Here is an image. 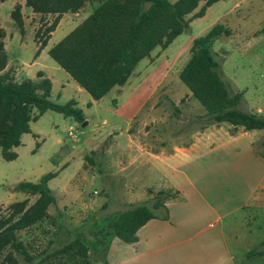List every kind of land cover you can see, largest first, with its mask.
Masks as SVG:
<instances>
[{
  "label": "rangeland",
  "instance_id": "obj_1",
  "mask_svg": "<svg viewBox=\"0 0 264 264\" xmlns=\"http://www.w3.org/2000/svg\"><path fill=\"white\" fill-rule=\"evenodd\" d=\"M110 1L89 0L78 13L58 17L35 14L26 6V0H0V26L5 35L0 41L13 65L4 73H10L17 82L38 81L40 70L54 74L51 100L60 105L69 102L75 97L77 84L49 52L91 13ZM207 1H202L186 17L189 33L182 34L168 49H154L140 66L133 77V82H141L139 86L143 89L138 99L129 100L127 93L112 91L104 97L100 108L86 109L85 127L62 114L47 111L31 123L32 132L22 136L21 145L11 150L18 155L16 160L6 161L0 149V223L12 214V205L27 201L31 207L38 200V196L17 191L20 183H37L46 174L59 173L48 184L56 204L48 208L42 221L18 233L36 264H85V261L125 264L131 253L125 250L129 245L114 237L111 230L120 213L131 205L151 201L160 191L177 197L170 187L160 188L168 170L163 164L153 161L142 167L131 165L132 158L117 159L102 153L114 144L127 147L130 137L125 132L128 122L125 117L146 99L148 102L132 122L129 133L138 146H147L149 153H157L160 144L167 149L180 143L187 145L190 134L211 126L236 134L228 123L207 125L205 108L179 79L191 58L194 39L207 34L215 25L223 24L232 33L220 37L213 46L222 79L231 85L233 92L242 93L238 107L241 111L264 116V0H222L209 7ZM17 6L21 7L22 28L12 19ZM203 8H206L204 16L198 17ZM58 19L57 29L36 62L40 43L48 37L47 29ZM108 112L118 114L119 118ZM105 119L117 122L105 126ZM71 128L76 139L69 135ZM250 133L255 141V154L264 160V130ZM215 156L214 159H223L228 164L179 168L191 180L189 217L201 230L208 228L209 233L222 230L229 251L228 259L224 256V260L231 257L234 264H250L249 254L264 249V171L253 173L233 145L219 150ZM219 194L221 200L217 199ZM243 203L245 206L240 207ZM205 239L203 232L198 240L206 242ZM74 241L82 242L87 250L86 259L60 252ZM185 250L187 255L201 258V264H213L211 257L216 256L207 246ZM8 252L9 249L0 255V262ZM259 261L262 262L256 264H264V260ZM19 264L28 263L19 257Z\"/></svg>",
  "mask_w": 264,
  "mask_h": 264
},
{
  "label": "trees",
  "instance_id": "obj_2",
  "mask_svg": "<svg viewBox=\"0 0 264 264\" xmlns=\"http://www.w3.org/2000/svg\"><path fill=\"white\" fill-rule=\"evenodd\" d=\"M3 1V0H2ZM205 0H111L93 12L91 17L52 51L53 58L66 69L93 97L104 98L115 87L124 86L140 61L150 56L157 47L167 49L176 38L191 31L186 17ZM222 0H208L207 7ZM89 0H26V6L35 14L57 15L78 13ZM203 8L198 17L204 16ZM12 19L22 28L21 7L17 6ZM56 20L46 31L48 37L40 43L39 56L52 33L59 25ZM223 24L215 25L207 34L196 38L191 58L179 74L181 82L206 110L207 125L228 123L245 131L264 130V116L241 111L238 107L242 93H235L221 76V65L215 59L213 46L222 36H231ZM5 37L0 26V40ZM8 56L0 41V149L6 161L18 155L11 150L21 145L24 134H30V124L37 122L47 111H54L83 124L86 118L70 100L64 105L51 100L52 82L43 72L38 81L17 82L4 73ZM264 158V156H263ZM58 173L44 175L39 182H22L17 191L38 196L34 205L27 201L12 205V214L0 223V255L9 249L0 264H19L22 257L28 264H36L24 242L18 237L47 216L48 208L56 204L49 182ZM178 194V193H176ZM172 193L160 191L151 201L131 205L120 213L111 225L113 236L126 244L138 241L137 233L151 220L169 221L166 206ZM264 247V241L262 243ZM73 257L87 258L81 241H74L60 251ZM251 254V255H250ZM249 256L264 255V249L252 251ZM85 264L86 263L85 261Z\"/></svg>",
  "mask_w": 264,
  "mask_h": 264
},
{
  "label": "crops",
  "instance_id": "obj_3",
  "mask_svg": "<svg viewBox=\"0 0 264 264\" xmlns=\"http://www.w3.org/2000/svg\"><path fill=\"white\" fill-rule=\"evenodd\" d=\"M92 14L93 13H91L77 28L81 27L91 17ZM178 38H176L174 42ZM173 43L171 45H173ZM53 49H51L49 52L51 56ZM42 52L43 50H41L39 56L35 57L36 62L41 59ZM153 52L154 51L151 52L150 56L153 54ZM150 56L139 62L128 82L124 86L115 87L108 94H110L112 91H115L116 94L124 92L127 93L129 100H131V98L132 100L138 99L140 95L139 93L143 89L142 86H139L141 82L138 80L133 82V77L136 75V72L139 70L140 66L143 65L148 60V58H150ZM57 64L77 84L75 97L71 100L76 102L75 108L81 110L87 120L88 114L86 109L91 110L100 108L104 98L100 100H94L92 95L66 69H64L58 62ZM11 66L13 65L10 61H8L5 70ZM38 72H43L45 77L51 80L53 91L54 74H47L42 70ZM64 87L65 85L62 86V89H64ZM108 94L106 96H108ZM147 102L148 99L143 101L140 106L136 108L133 114H131L129 117H125L128 120L125 132L130 137V143L127 144V147L123 148L118 144H114L102 153L106 155L108 154V157L113 156L117 159L119 157L121 158L122 156L130 159L132 158L131 165L139 164L142 165V167L149 166L151 163H153V161L163 164V166H165L168 170L164 174L166 180H164V184L163 186H160V188L170 187L174 193H178V198L169 200L166 203L170 213L169 221L151 220L138 231V241L133 244H128L129 246L125 248L126 251L128 250L131 252H129L130 257L124 261L125 264H201V258L187 255L188 251L185 249L190 247L199 248L202 246H207L213 250L214 254L216 253V256L211 257L213 264H234V261L231 257L228 261H226L228 259L227 257H229V251L227 241L223 236L222 230L209 233L210 230L208 228H206L208 231L201 230V228L195 224L196 221H192L190 219V215L188 213V190H190L192 187L191 180L186 173L180 172L179 168L180 166L185 165H227L228 163L223 161L222 158L221 161H218L216 158L214 159V157H216L215 154L219 150H222L226 146L233 145L238 148V156H243L244 160L248 161L247 165L251 167L253 173L259 169L264 171V160L258 157L254 152L255 141L253 139L254 137L250 133L251 131L247 132L242 127L235 128L232 126L236 134L231 135L222 129H213L211 126L206 128L203 132L190 134V142H188L187 145H182L180 143L173 146V149H167L166 146L160 144L161 146L159 145L160 149L157 153H149V148L144 145L142 146L141 144L138 146V144L134 141L132 134L129 133L132 122L136 120L139 112L144 108ZM104 111L106 110L104 109ZM109 114L113 115L114 118H119L118 114L108 112V115ZM115 122H117L116 119H105L103 124L108 126L114 124ZM176 137L181 139L180 136ZM225 138L226 140H224V142H220V140L222 141V139ZM181 179L184 183L180 181ZM179 195L182 197L181 200L184 198V201L181 202V200H179ZM220 198H222L221 194L217 196L218 200H221ZM258 198L259 197L257 196V199ZM244 206V203L240 205V207ZM220 219L221 218L218 217L217 221ZM203 232H205V241L207 240L206 242L198 240ZM224 256H226V260L223 259ZM248 258L250 264L261 263L262 261L259 260H264L262 257L254 258L253 256H248Z\"/></svg>",
  "mask_w": 264,
  "mask_h": 264
},
{
  "label": "built area",
  "instance_id": "obj_4",
  "mask_svg": "<svg viewBox=\"0 0 264 264\" xmlns=\"http://www.w3.org/2000/svg\"><path fill=\"white\" fill-rule=\"evenodd\" d=\"M73 131H74V129H71L70 132H69V135H70L71 137H74V138L76 139V136L74 135Z\"/></svg>",
  "mask_w": 264,
  "mask_h": 264
},
{
  "label": "water",
  "instance_id": "obj_5",
  "mask_svg": "<svg viewBox=\"0 0 264 264\" xmlns=\"http://www.w3.org/2000/svg\"><path fill=\"white\" fill-rule=\"evenodd\" d=\"M82 125H83V127H85L87 125V122L85 121Z\"/></svg>",
  "mask_w": 264,
  "mask_h": 264
}]
</instances>
